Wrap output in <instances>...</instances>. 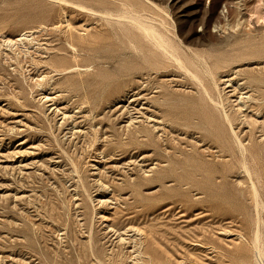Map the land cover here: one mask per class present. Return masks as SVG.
<instances>
[{
  "label": "rangeland",
  "instance_id": "rangeland-1",
  "mask_svg": "<svg viewBox=\"0 0 264 264\" xmlns=\"http://www.w3.org/2000/svg\"><path fill=\"white\" fill-rule=\"evenodd\" d=\"M67 1L0 0V264H264V24L214 29L235 0H127L208 58L216 87L194 73L249 147L248 176L190 74L75 4L118 0Z\"/></svg>",
  "mask_w": 264,
  "mask_h": 264
},
{
  "label": "bare ground",
  "instance_id": "bare-ground-1",
  "mask_svg": "<svg viewBox=\"0 0 264 264\" xmlns=\"http://www.w3.org/2000/svg\"><path fill=\"white\" fill-rule=\"evenodd\" d=\"M49 1L59 2V3L66 4V5H69L71 3L67 0H49ZM145 1L148 3H151L149 0H145ZM118 2L121 3V7L119 9H116V10L110 9V8H102L99 10H97V9L94 10L95 5L93 6L94 8H87V7H84L83 5H79V4L77 5V3H75V4H76V7H78V9H79V7L81 8L80 10H83V11L86 10L89 13H91V15H94L96 17L99 16L100 18H103V20L109 26H110V24L115 23L118 26H130V27L134 28L136 31H138L140 33V34H138L139 37H142L143 39H145L165 59L176 63L180 68L184 69L188 74H190L191 77L197 81L198 85L202 89V92H203L205 98L207 99V104L210 105L212 108H214L215 111L218 113V116L223 120L224 126L222 128H220L214 124V116H213V113L211 111H209V113H207V114L206 113L204 114V119L206 120V123H208L210 125L212 133H214L217 136V140L221 139L223 141L228 142L230 139V141L235 146V149L239 152V154L241 156V166L244 169V172L247 173L246 175L250 176L249 169H248L249 166H248V162H247V158H246L247 153L249 151V147H247L244 144V141L238 135L234 120L231 118V116L228 113L223 102L220 99L216 100L217 98L215 99L211 95L209 90L206 88L203 80L200 79L194 73V72H202L204 75H206L207 77L210 78V80L215 84V87H216V83H215V79H214L213 71H212V66H211L208 58L205 55H202V54L196 52L195 50L190 48V46L187 48H184L183 44L181 42L175 43L174 39L172 40V38H170L169 36H167L163 32V30H162V28L164 26L163 23H160L159 25L157 23H155L154 20L151 19V17H150L151 15L150 16L147 15V13L142 8H135L133 5L129 4L127 0H125V1H122V0L119 1L118 0ZM101 3L99 4V2H98L97 5H101ZM71 4H74V3H71ZM235 4H236V11L238 12L239 17L236 20H234L233 22H231L228 19V17L225 15L224 16V18H225L224 23L217 24L214 27V29H217L218 32L236 35V34H239L243 30H248L250 32L251 31L250 26H252L254 23H257V24L263 23L264 24V0H235ZM102 6H106V5H102ZM202 31H204V28ZM29 38L30 37L27 33H23L20 35L19 38H17V40L15 42L6 41V43H7L6 45H9V46L16 45L17 46L20 43H22L24 45L25 42L32 41V39H29ZM17 42H20V43H17ZM138 43L141 44L139 41H138ZM7 49H9V48H7ZM22 50H24V52L26 54H27V52H29V49H26V47H24ZM71 50L75 51L74 48H72ZM147 52H148V50H147ZM145 55L147 56L146 53H145ZM236 89H237V87L234 88L233 90L236 91ZM216 91H218L217 88H216ZM244 99L245 98H243L241 96L240 102L243 103L245 101ZM242 107H244V104ZM192 129L204 130V128L199 124H197V126H193ZM226 133H227V135H226ZM200 139L206 145L209 144L208 148H212L214 146L213 141L206 139L205 133H201ZM207 152L210 155L209 149ZM250 184L252 185V187H251L252 188V196H253L256 214H257L258 222H259L257 231L255 232V239H256V241H258V240H260L259 237H260V229H261L259 226L260 225V210L264 207V205H263V202L261 200L260 193H259V190L257 189V186L253 183L252 180H251ZM131 231H132L131 235H130L131 239H133L134 241L137 240L139 242L138 244L135 242L137 244V248L134 249V252L137 253V256L139 255V257H142L144 255V253L142 250L143 242L141 240L140 233L138 230L133 229V228L131 229Z\"/></svg>",
  "mask_w": 264,
  "mask_h": 264
}]
</instances>
